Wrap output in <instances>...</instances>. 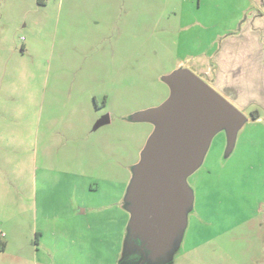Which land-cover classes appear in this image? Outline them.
Returning a JSON list of instances; mask_svg holds the SVG:
<instances>
[{"label": "rangeland", "instance_id": "1", "mask_svg": "<svg viewBox=\"0 0 264 264\" xmlns=\"http://www.w3.org/2000/svg\"><path fill=\"white\" fill-rule=\"evenodd\" d=\"M242 2L0 0V264H136L134 249L140 264H264V120L192 66L256 8ZM179 61L246 121L232 149L224 127L212 137L153 258L130 189L155 127L137 116Z\"/></svg>", "mask_w": 264, "mask_h": 264}, {"label": "water", "instance_id": "2", "mask_svg": "<svg viewBox=\"0 0 264 264\" xmlns=\"http://www.w3.org/2000/svg\"><path fill=\"white\" fill-rule=\"evenodd\" d=\"M165 82L168 98L137 116L155 128L141 152L130 189L136 197L133 215L140 221L135 236L146 237L149 232L160 241L156 247L145 246L153 258L167 253L172 236H166V228L192 203L185 178L201 164L212 137L224 127L227 150L232 149L236 132L246 121L241 110L188 68L167 74Z\"/></svg>", "mask_w": 264, "mask_h": 264}, {"label": "crops", "instance_id": "3", "mask_svg": "<svg viewBox=\"0 0 264 264\" xmlns=\"http://www.w3.org/2000/svg\"><path fill=\"white\" fill-rule=\"evenodd\" d=\"M246 1V2H245ZM256 1V8L244 17L236 30L225 33L203 62L196 58L192 66L202 71L213 86L242 109L257 111L252 121L264 120V0H243L244 8ZM203 63L202 65H199ZM179 61L177 68L185 67Z\"/></svg>", "mask_w": 264, "mask_h": 264}, {"label": "flooded vegetation", "instance_id": "4", "mask_svg": "<svg viewBox=\"0 0 264 264\" xmlns=\"http://www.w3.org/2000/svg\"><path fill=\"white\" fill-rule=\"evenodd\" d=\"M134 240V239H133ZM138 243V241L137 240H134L133 242H131V244H132V247H136V244ZM142 248L143 249H145V247H144V245L142 246ZM135 250V253L133 254V255H130V254H127V257H126V259L127 260H133L134 259V261H136V264H140V263H144V262H146L147 263V261L146 260H148V254H147V256H146V254H144V258L142 259V260H140L139 258H138V255H137V253H136V249H134ZM124 261H126V260H124ZM141 261V262H140ZM127 262V261H126Z\"/></svg>", "mask_w": 264, "mask_h": 264}, {"label": "trees", "instance_id": "5", "mask_svg": "<svg viewBox=\"0 0 264 264\" xmlns=\"http://www.w3.org/2000/svg\"><path fill=\"white\" fill-rule=\"evenodd\" d=\"M251 116L252 118H257L259 116V113L254 110L251 112ZM3 248H4V243H0V249H3Z\"/></svg>", "mask_w": 264, "mask_h": 264}]
</instances>
